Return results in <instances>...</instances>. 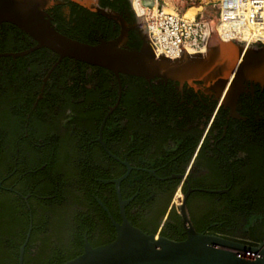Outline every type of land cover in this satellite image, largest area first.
Masks as SVG:
<instances>
[{
  "label": "trees",
  "instance_id": "obj_1",
  "mask_svg": "<svg viewBox=\"0 0 264 264\" xmlns=\"http://www.w3.org/2000/svg\"><path fill=\"white\" fill-rule=\"evenodd\" d=\"M97 3L128 25L137 21L131 0ZM47 12L60 32L90 44L114 40L122 30L116 16L79 0H53ZM36 45L16 25L0 22V264H19L30 226L23 264H62L83 252L85 236L92 246L112 241L116 229L97 198L121 221L115 184L102 180L124 175L125 160L134 167L121 183L122 197L132 198L126 206L128 218L145 231L185 239L175 210L163 225L162 218L181 181L173 174L184 173L186 163L150 166L140 159L151 144L159 153L175 136L176 126H185L181 120L172 125L173 118L160 114L152 101L153 95L161 101L171 94L172 81L149 86L142 76H118L71 57L60 59L57 52ZM143 45L139 29L129 28L124 47ZM63 118H70L65 128ZM225 123L231 134L234 122H219ZM242 125H249L248 131L257 136L251 145L256 162L240 174L235 164L209 165L204 178L189 177L184 184V191L188 184L228 189L188 196L190 215L200 232L231 238L244 224L251 235L264 233V118L250 117ZM100 133L106 147L98 140ZM158 133L164 137L155 139ZM198 139L191 141L190 155ZM153 167L158 168L156 175L144 170ZM159 199L165 201L162 209L147 214Z\"/></svg>",
  "mask_w": 264,
  "mask_h": 264
},
{
  "label": "water",
  "instance_id": "obj_2",
  "mask_svg": "<svg viewBox=\"0 0 264 264\" xmlns=\"http://www.w3.org/2000/svg\"><path fill=\"white\" fill-rule=\"evenodd\" d=\"M79 1L109 16L117 15L108 9H101L96 0ZM52 3L53 0H0V22H10L30 35L37 41L34 48L47 47L57 52L60 58L71 57L101 66L118 76L120 73H128L147 80L159 78L181 82L228 78L253 80L264 84V52L252 54V46H242L231 40L217 41L208 45L205 50L171 59L156 53V46L151 42L148 29L141 23L140 16H136L135 27L144 38L141 49L124 47V35L127 30L125 27L122 35L114 40L90 44L72 38L55 27L47 12ZM119 85L121 95L120 79ZM230 86L225 87L222 96L230 93ZM99 140L105 146L102 137ZM124 164L128 168L124 175L102 180L115 184L121 221H117L102 200L97 198L116 229V237L108 243L92 246L88 236H85L83 252L62 264H264V240L252 245L241 240L198 231L187 205L188 193L177 191L173 197L187 234L185 239L176 240L136 226L126 212V206L132 198L124 199L121 192V183L132 169L128 162L125 161ZM31 229L32 226L20 248L19 264H23V254Z\"/></svg>",
  "mask_w": 264,
  "mask_h": 264
},
{
  "label": "flooded vegetation",
  "instance_id": "obj_3",
  "mask_svg": "<svg viewBox=\"0 0 264 264\" xmlns=\"http://www.w3.org/2000/svg\"><path fill=\"white\" fill-rule=\"evenodd\" d=\"M116 18L122 26L118 37L122 35L124 27L127 28L124 35V40L126 41L129 28L135 27L137 21L131 26L121 16L116 15ZM250 52L252 54L264 52V45H252ZM44 81H47V76L44 78ZM147 81L148 85L151 86L153 83H164L167 85L170 80L152 79ZM171 81L170 87L172 93L162 96L161 101L156 95H153L152 101L156 102L161 111L160 114L166 113L173 118L171 121L172 125L175 126V123L181 120L185 126H176L175 136L168 138L167 142L163 143L159 153L156 152L155 144L149 145L148 149L140 156L142 163L150 166H165L169 163L180 165L186 163L185 172L173 174V177L181 179L177 191L184 194L188 193V196L194 191L228 192V189L210 190L194 188L191 184H188L187 190L184 191V184L189 181V177L194 179L204 178L210 172L206 167L209 165L235 164L240 166L238 168V174H240L244 166L252 165L256 162L251 145L257 136L255 133L248 131L250 124L243 126L242 122L247 121L250 117L264 118V84L253 80L242 81L241 79L228 78L198 79L191 82ZM227 85H231L229 87L230 93L222 96ZM119 100L120 94L118 102ZM113 109L114 107L111 108L110 112ZM71 116L73 115L71 114ZM223 118L224 121H228L229 123L234 122L231 134H228V125L226 123L223 125L219 124ZM69 120L70 118L62 119V128H65V124ZM198 136V143L190 155L191 141H194ZM100 137H102L101 133ZM154 137L159 140L164 135H159L158 133ZM104 147H106V144ZM111 155L117 157L112 153ZM169 155L173 156L169 158ZM125 161L122 162L124 163ZM144 170L148 171L151 175H156L158 168H144ZM168 188L169 185H166L164 191ZM164 202L163 199L154 201L151 209H147V214L151 211L153 213L159 212L164 206ZM172 210L177 212V203L173 199L167 213L162 218V225ZM242 226V229H239L238 236L231 237L232 239L241 240L252 245H257L264 240V233L251 235L247 225L242 224ZM202 232L208 233L207 230ZM39 244L40 242L38 241L35 248Z\"/></svg>",
  "mask_w": 264,
  "mask_h": 264
},
{
  "label": "built area",
  "instance_id": "obj_4",
  "mask_svg": "<svg viewBox=\"0 0 264 264\" xmlns=\"http://www.w3.org/2000/svg\"><path fill=\"white\" fill-rule=\"evenodd\" d=\"M139 5L136 16L156 53L171 59L207 49L214 32L224 40L264 44V0H219L217 15L208 6L194 18L159 5Z\"/></svg>",
  "mask_w": 264,
  "mask_h": 264
},
{
  "label": "crops",
  "instance_id": "obj_5",
  "mask_svg": "<svg viewBox=\"0 0 264 264\" xmlns=\"http://www.w3.org/2000/svg\"><path fill=\"white\" fill-rule=\"evenodd\" d=\"M138 2L144 5H159L164 7L169 11H178L179 13L185 15L192 10L196 9V12L193 14L194 18L198 16L203 9L207 8L208 6L212 7L214 10L213 14L217 15L218 13V4L219 0H137ZM196 1V3H195Z\"/></svg>",
  "mask_w": 264,
  "mask_h": 264
},
{
  "label": "rangeland",
  "instance_id": "obj_6",
  "mask_svg": "<svg viewBox=\"0 0 264 264\" xmlns=\"http://www.w3.org/2000/svg\"><path fill=\"white\" fill-rule=\"evenodd\" d=\"M97 1V0H96ZM140 2H138L137 0H132V9H134L135 13L139 12L140 10V5H139ZM196 3V1H195ZM98 4V3H97ZM178 12V11H177ZM196 12V9H192L188 14L187 16L188 17H193V14ZM181 14V13H180ZM228 40H231V39H228ZM228 40H224L222 39L216 32L213 33L210 41H209V45L210 44H213V43H216L217 41L219 42H224V41H228ZM233 43H236V44H239V45H242V46H247L245 43H243L242 41L240 40H231ZM254 44H257V43H253V44H250L249 46H252ZM264 45V44H263Z\"/></svg>",
  "mask_w": 264,
  "mask_h": 264
}]
</instances>
